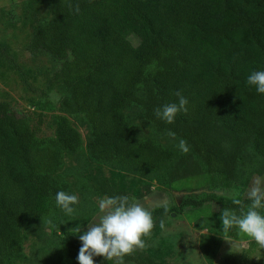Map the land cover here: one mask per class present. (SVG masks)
Returning a JSON list of instances; mask_svg holds the SVG:
<instances>
[{
    "label": "trees",
    "instance_id": "obj_1",
    "mask_svg": "<svg viewBox=\"0 0 264 264\" xmlns=\"http://www.w3.org/2000/svg\"><path fill=\"white\" fill-rule=\"evenodd\" d=\"M47 1L50 18L35 28L26 48L55 61L48 88L62 91L64 113L85 121L88 156L142 176V183L154 178L163 185L162 173L173 159L185 154L202 159L209 179L206 191L184 193L178 205L160 204L149 211L154 226L165 214L217 204L216 220L208 223L202 245L213 258L217 243L210 234L223 232L220 215L239 214L241 207L217 190L238 182L243 152L264 163V95L245 83L251 71L264 70V0ZM177 92L187 99V111L168 124L154 113L176 103ZM136 122L149 124L153 134H139ZM39 125L0 102V264L24 259L25 227L59 209L57 191L75 194L57 174L64 154L81 149V133L65 115L57 116L52 137H37ZM214 125L233 136L230 153L208 139ZM92 181L99 196L135 197L132 186L114 177ZM145 185V194L150 193ZM239 190L234 197L246 210L245 187ZM73 232L62 234L65 264H77L81 242ZM93 260L116 264L100 256ZM129 262L164 264L140 248L119 264ZM220 264H264V259L229 254Z\"/></svg>",
    "mask_w": 264,
    "mask_h": 264
},
{
    "label": "rangeland",
    "instance_id": "obj_2",
    "mask_svg": "<svg viewBox=\"0 0 264 264\" xmlns=\"http://www.w3.org/2000/svg\"><path fill=\"white\" fill-rule=\"evenodd\" d=\"M50 18L47 0H0V102L7 103L25 114L31 125L40 121L37 137H52L58 115H65L70 124L81 133L83 144L73 154L65 153L57 177L67 182L78 197L71 215L54 208L48 216L31 221L25 227L24 259L13 264H65L67 246L63 244L64 231L80 227L82 234L88 225L98 223L100 200L92 178L114 177L132 186L136 200L146 209L156 205H178L184 193L201 192L209 182L205 163L197 155L185 154L173 159L162 173L164 185L154 178L127 174L119 168L92 160L85 150L88 127L80 115H68L60 109L62 91L48 88V79L55 61L46 54L31 53L26 46L35 28ZM141 135L153 134L152 127L136 122ZM208 139L218 144L222 153H230L234 147L233 136L220 126H211ZM165 142V140H163ZM237 183L217 193L235 196L240 187L245 193L251 187L264 188V163L250 151L243 152L236 170ZM149 184L150 193L145 194ZM245 184V185H244ZM218 205L205 203L199 208H187L181 212L165 214L159 218L145 238L144 253L151 254L164 264H220L224 257L234 254L249 259H264L250 238L239 233L212 232L217 249L209 259L202 249L203 240L209 234V222L216 220ZM220 224V223H219ZM221 225V224H220ZM221 228L220 226H218ZM53 231L56 235L53 234ZM259 257V258H257ZM134 264V263H123Z\"/></svg>",
    "mask_w": 264,
    "mask_h": 264
},
{
    "label": "clouds",
    "instance_id": "obj_3",
    "mask_svg": "<svg viewBox=\"0 0 264 264\" xmlns=\"http://www.w3.org/2000/svg\"><path fill=\"white\" fill-rule=\"evenodd\" d=\"M245 83L250 88L254 87L256 93L264 95V70L251 71L246 76ZM176 96V103L165 104L155 111L158 119L171 124L178 112L187 111V99L179 92ZM180 147L186 151L183 142ZM229 196L232 204L241 206L240 213L223 212L219 218L221 229L225 233L238 230L260 250L264 249V188L257 181L256 186L247 191L250 203L246 210L242 200L231 194ZM77 203L78 197L75 194L65 191L55 193V204L65 215H71L74 212L73 206ZM97 209L101 214L98 223L88 225L87 230L78 236L81 244L76 256L77 264H94V256H100L106 261L114 260L119 264L125 255L145 246L143 238L150 236L153 228L152 214L135 197L119 195L102 199ZM80 232V227H75L73 233Z\"/></svg>",
    "mask_w": 264,
    "mask_h": 264
}]
</instances>
